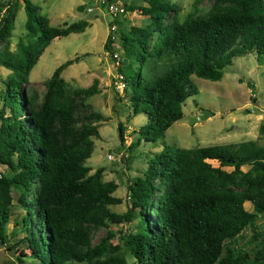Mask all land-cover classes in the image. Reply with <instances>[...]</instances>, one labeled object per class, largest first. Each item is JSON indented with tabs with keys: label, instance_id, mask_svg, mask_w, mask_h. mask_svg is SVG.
<instances>
[{
	"label": "trees",
	"instance_id": "obj_1",
	"mask_svg": "<svg viewBox=\"0 0 264 264\" xmlns=\"http://www.w3.org/2000/svg\"><path fill=\"white\" fill-rule=\"evenodd\" d=\"M141 1L137 9L146 22L112 17L116 38L107 33L103 48L113 61V42L118 44L115 73L124 82L123 96L133 114L146 116L133 131L136 143L154 144L182 117L184 100L197 93L192 75L217 81L233 58L264 54V0H208L203 10L204 0H192L193 13L182 19L168 0ZM22 3L25 40L11 50L15 0H0V66L9 71L0 93V242L7 240L15 191L23 210L15 224L23 235L12 245L23 243L28 252L17 261L126 264L128 253L134 264H264V226L258 222H264V144L164 145L141 176L127 181L126 210L110 211L108 205L120 203L112 195L115 182L102 180V167L89 172L85 165L104 119L87 102L100 93L97 79L87 87L66 83L61 71L75 56L54 68L41 91L27 89L28 73L49 42L82 32L87 22L50 26L37 6ZM122 131L118 125L120 140ZM258 134L264 140V119ZM132 220L135 232L114 235L111 226ZM100 229L104 233L93 243ZM244 231L249 238L240 243Z\"/></svg>",
	"mask_w": 264,
	"mask_h": 264
},
{
	"label": "rangeland",
	"instance_id": "obj_2",
	"mask_svg": "<svg viewBox=\"0 0 264 264\" xmlns=\"http://www.w3.org/2000/svg\"><path fill=\"white\" fill-rule=\"evenodd\" d=\"M5 1V0H2ZM37 6V13L48 20L50 26H63L77 21H86L87 27L80 33H71L64 37L52 39L30 69L27 89L35 87L42 90L45 81L55 67L67 59L78 56V60L67 65L61 76L69 86L87 87L92 79H97L100 93L87 99L92 108L100 112L104 119L98 123V137L93 138V149L85 160V165L92 172L98 167L103 168L102 180H112L116 184L113 196L120 198V203L108 205L107 208L115 213L126 210L127 181L141 176L154 153L164 145L181 148L203 147L209 145L235 144L245 140H256L264 144L258 134V125L264 119V54L256 57L247 52L232 59L231 64L224 67L219 80L209 81L195 76L190 80L197 90L195 95L187 97L182 103V117L173 122L163 135L154 143L139 140L133 132L146 123L143 113H132L129 102L125 100L123 91L112 88L115 76V66L104 48L103 43L108 33V26L113 18L108 13L106 5L101 0H29ZM121 5L136 7L123 15L116 16V21H123L131 25H143L146 20L140 14L137 6L143 5L141 0H116ZM178 7L179 17L182 19L193 13L192 0H168ZM209 4L204 0L200 4L203 10ZM80 6V8H77ZM89 9V10H87ZM25 14L22 0H15L12 31L9 47L15 48L18 39L25 40ZM113 53L120 58V48L113 44ZM9 71L0 66V93L2 81ZM253 90V93L251 92ZM117 92V93H116ZM116 94L119 96L115 97ZM1 106V101H0ZM203 111L210 114L204 116ZM118 125L122 128V139L118 137ZM212 166H217L214 160H207ZM244 169V168H243ZM0 171L5 169L0 165ZM11 214L4 226L7 240L0 242V264H34L32 259L17 257L28 252L23 243L14 241L22 237L23 232L15 224L19 221L23 210L17 203V192H11ZM244 209L251 211L249 202L243 203ZM137 220L123 222L111 226L114 235L121 231H136ZM262 226V219L258 221ZM15 231V235L10 233ZM238 242L249 238V233ZM100 229L93 233L92 242L103 235ZM116 242L115 238L111 239ZM11 246V247H9ZM126 264H134V259L128 253L124 254ZM85 264V263H75Z\"/></svg>",
	"mask_w": 264,
	"mask_h": 264
},
{
	"label": "built area",
	"instance_id": "obj_3",
	"mask_svg": "<svg viewBox=\"0 0 264 264\" xmlns=\"http://www.w3.org/2000/svg\"><path fill=\"white\" fill-rule=\"evenodd\" d=\"M101 3L106 5V9L112 17H116L118 15H123L125 12L123 9V6L116 0H113L111 2H106L105 0H101ZM87 10H89V9H87ZM114 30H115V25L110 24L108 26V33L110 34V37L112 40H114L116 38V35L114 34ZM113 44H114V42H113ZM112 58L114 59V61H113L114 66H117L119 64V58H118L117 54L113 53ZM113 87L119 91H122V89L124 87V82L122 81V77L118 73H116L114 76Z\"/></svg>",
	"mask_w": 264,
	"mask_h": 264
},
{
	"label": "water",
	"instance_id": "obj_4",
	"mask_svg": "<svg viewBox=\"0 0 264 264\" xmlns=\"http://www.w3.org/2000/svg\"><path fill=\"white\" fill-rule=\"evenodd\" d=\"M204 116H208L210 113L207 111H203Z\"/></svg>",
	"mask_w": 264,
	"mask_h": 264
}]
</instances>
